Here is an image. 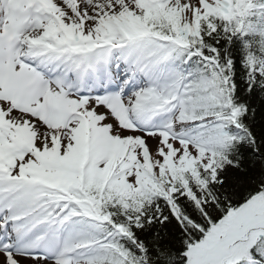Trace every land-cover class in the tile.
Listing matches in <instances>:
<instances>
[{"label": "snow or ice", "instance_id": "snow-or-ice-1", "mask_svg": "<svg viewBox=\"0 0 264 264\" xmlns=\"http://www.w3.org/2000/svg\"><path fill=\"white\" fill-rule=\"evenodd\" d=\"M53 3L67 9L65 23L76 15L67 0ZM184 5V15L199 23L195 35L180 33L187 45L163 21L122 31L115 23L119 0L78 5L85 36L103 21L113 32L108 43L73 57L61 54L44 27L38 39L11 47L0 37V78L5 60L11 69L0 80V114L13 129L26 123L35 133V152L15 146L14 164L0 172V264H264V0H145L149 8ZM144 10L135 2L128 8L134 15ZM36 16L51 18L43 9ZM33 78L39 82L29 86ZM217 92L230 101L220 120L208 115ZM79 113H91L121 140L139 136L161 161L165 135L177 141L176 160L186 148L194 157L202 147L213 154L199 159L197 180L186 173V187L169 184V197H151L138 210L113 200L98 216L79 197L53 198L22 175L24 165L38 162L35 153L54 147V137L64 155L73 143L64 133ZM49 117L66 122L59 136ZM209 120L240 135L223 142ZM221 145L226 151L217 159ZM135 151L142 163L141 149Z\"/></svg>", "mask_w": 264, "mask_h": 264}, {"label": "trees", "instance_id": "trees-1", "mask_svg": "<svg viewBox=\"0 0 264 264\" xmlns=\"http://www.w3.org/2000/svg\"><path fill=\"white\" fill-rule=\"evenodd\" d=\"M196 21H197V20H196ZM197 23H198V21H197ZM198 25H199V23H198ZM226 95H227L226 92H225L223 95L220 94V95H219V98H218L216 101L213 102V103L216 104V107L210 109L209 112H212L213 110L218 109V108L220 107V105H221V102H222L223 99H224V96H226ZM239 135H240V134L235 130L234 135H233V139H235L236 136H239ZM224 138H225V139H224ZM241 138H243V137H241ZM227 139H228V136H225V137L221 138V140H222L223 142H224L225 140H227ZM231 142H232V140H230V141H228V142H226V143L230 144ZM258 143H259V142H258ZM245 146H247V144H246ZM219 150H220V151H218V153H217V155H216L217 159L222 158V157H223V153H224V151H226V149H225L224 147H219ZM257 159H259V156L257 157ZM176 183H179V182H176ZM155 196H160L159 192H155L154 197H155ZM152 197H153V196H152ZM150 198H151V197H150ZM150 198H147V199H145V200H146V201H149ZM144 202H145V201H143V204H144ZM143 204H142V205L140 204L139 206L142 207ZM124 208L135 209V205L132 204V203H130V202H128V203H126V205L124 206ZM135 210H136V209H135ZM137 210H138V209H137Z\"/></svg>", "mask_w": 264, "mask_h": 264}, {"label": "rangeland", "instance_id": "rangeland-1", "mask_svg": "<svg viewBox=\"0 0 264 264\" xmlns=\"http://www.w3.org/2000/svg\"><path fill=\"white\" fill-rule=\"evenodd\" d=\"M177 1H178L177 3H179V0H177ZM133 2L136 3V0H128V3H127L126 6L129 8V6L133 4ZM136 4H137V3H136ZM137 6H138V5H137ZM94 127H98V128H100V129H102V130H104V131H108L106 127H100V126L98 125V123H97V120L94 122ZM76 128H77V127H76ZM58 131H59V130H57V133H58ZM108 135H109V134H108ZM109 136H111V135H109ZM111 137H112V136H111ZM128 137H132V136L129 135ZM71 140L73 141V143H72V144L66 149V151H65L64 154H66V153L70 150V147L76 143V140H74V139H71ZM57 144H58V142H57ZM58 145H59V144H58ZM134 147H136V145H134ZM170 147H171V143H167L166 145H164V150L167 149V148H170ZM149 150H150V148H149ZM49 151H55V153H58L57 156H58L59 158L62 157V156L59 155V146H58V150H57V151L55 150V147H53L52 149H49ZM156 158H157V156L155 155V156H154V161H156Z\"/></svg>", "mask_w": 264, "mask_h": 264}]
</instances>
